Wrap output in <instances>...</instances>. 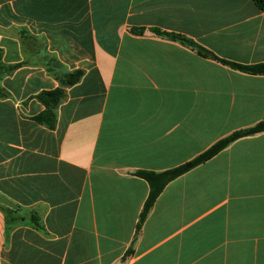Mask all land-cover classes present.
Returning <instances> with one entry per match:
<instances>
[{
	"label": "crops",
	"instance_id": "obj_1",
	"mask_svg": "<svg viewBox=\"0 0 264 264\" xmlns=\"http://www.w3.org/2000/svg\"><path fill=\"white\" fill-rule=\"evenodd\" d=\"M252 0H0V264H264V132L150 193L136 175L192 161L264 122ZM137 31V32H136ZM142 31V32H138ZM25 36V39L23 37ZM82 70L49 129L43 91Z\"/></svg>",
	"mask_w": 264,
	"mask_h": 264
},
{
	"label": "trees",
	"instance_id": "obj_2",
	"mask_svg": "<svg viewBox=\"0 0 264 264\" xmlns=\"http://www.w3.org/2000/svg\"><path fill=\"white\" fill-rule=\"evenodd\" d=\"M256 6L264 12V0H252ZM137 32V31H136ZM142 32V31H138ZM154 32L158 35L168 37L175 41H180L181 43L185 44L186 46L191 47L195 50L199 55L205 58L213 59L219 61L225 65H228L236 70H240L242 72L253 74V75H264V64H256V65H242L237 63L228 62L226 60L220 59L215 56L210 51L206 50L196 42L191 39H188L182 35L173 34V33H166L161 32L160 30H154ZM25 39V36L23 37ZM43 48V57L46 66H48V72L51 73L53 76L56 77L58 81L61 82L62 86L54 89L43 91L39 95H37V99L42 103L45 107L44 111L35 117V120L40 124L46 126L49 129H55L57 125V110L58 107L63 103V101L67 97L66 89L78 83L82 76V70H76L73 72L67 73H60L58 68L60 67L59 62L55 57L48 54L46 51V47L43 45H39V49ZM23 64H16L11 66H6L2 62V57L0 55V98H4L8 96V93L4 91L1 86L2 79L5 75L13 73L16 69L21 67ZM264 132V122L257 124L254 127L247 128L244 130H239L234 132L230 136L218 141L212 147H210L207 151L196 157L190 162H187L177 168L165 171V172H152V171H138L136 175L142 179H144L150 186V193L144 205V209L142 211L140 222L138 225V231L140 230L141 225L146 220L150 210L154 206L156 200L166 187V185L171 182L172 180L180 177L181 175L185 174L186 172L192 170L193 168L197 167L198 165L210 160L215 155L220 153L230 144L235 142L238 139L248 137L251 135H255L258 133Z\"/></svg>",
	"mask_w": 264,
	"mask_h": 264
}]
</instances>
